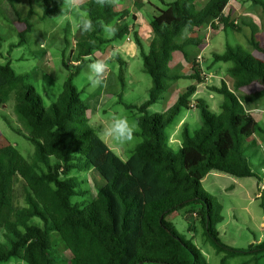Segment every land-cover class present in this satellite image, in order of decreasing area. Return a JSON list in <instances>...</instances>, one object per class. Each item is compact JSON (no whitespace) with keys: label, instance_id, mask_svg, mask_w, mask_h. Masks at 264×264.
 <instances>
[{"label":"trees","instance_id":"16d2710c","mask_svg":"<svg viewBox=\"0 0 264 264\" xmlns=\"http://www.w3.org/2000/svg\"><path fill=\"white\" fill-rule=\"evenodd\" d=\"M200 1H162L164 8H155L150 21L153 39L147 52L141 50L144 71L152 78L149 97L140 105L125 104L136 113L143 142L127 161L118 157L89 124L88 107L74 79L95 52L131 35L129 19L137 17L129 10L117 11L114 4L100 6L95 0L80 6L92 19L94 30L79 29L71 61L78 65L72 67L64 59L69 76L63 92L49 107L11 62L0 64V108L8 98H14V112L26 130L23 136L34 146L32 161L18 150L12 154L6 151L5 156L0 153V236L5 238L0 239V263L16 258L27 264H208L201 251L168 220L191 207L188 214L196 215L216 252L224 254L220 264L244 255H251L252 262L259 264L264 242L239 250L221 241L217 227L224 220L222 206L206 195L203 181L212 172L261 181L248 152L258 150L264 128L248 107L264 99V58L241 45H228L223 54L213 56L215 64H231L227 72L235 89L232 91L225 81L220 87L209 88L224 97L219 114L201 100L194 105L197 85L189 87L165 112L149 114L179 80L206 83L202 65L192 59L193 50L204 43L206 27L242 32L230 15H225L231 0H206L199 8ZM7 2L16 9L15 0ZM254 2L264 14V0ZM135 4L139 9L144 6ZM62 6L63 0H43L42 13L31 7L23 20L15 10L19 22L27 25L16 46L25 44L35 15L43 21L56 18ZM97 21L114 24V35L106 37ZM189 22L185 35L183 30ZM134 36L142 46L138 34ZM248 45L264 55V44L254 35ZM175 52H181L192 64L191 74H182L180 65L172 68ZM120 63L124 65L122 60ZM119 79L124 86L123 70ZM252 86L257 90L250 95L236 94ZM193 108L200 110L202 126L192 132L185 125L181 147L175 151L168 145L167 129L183 110ZM90 169L98 173L103 184L93 200L75 201L83 196L79 192L81 182L71 173ZM17 177L25 183L26 206L21 208L13 203ZM261 199L264 205V190ZM53 233L60 236L69 260L56 259Z\"/></svg>","mask_w":264,"mask_h":264},{"label":"rangeland","instance_id":"374dc122","mask_svg":"<svg viewBox=\"0 0 264 264\" xmlns=\"http://www.w3.org/2000/svg\"><path fill=\"white\" fill-rule=\"evenodd\" d=\"M90 0H77L78 7L69 13L70 19L59 20L57 18L40 20L35 15L31 20L32 31L26 34V42L19 45V34L26 29V24L19 22L16 12L21 20L26 19L31 7L37 14L43 11V0H15V10L11 8L7 0H0V64L11 62L12 67L18 74L26 78V82L32 85L42 99L43 105L49 107L63 92L64 83L68 79L69 72L64 66V59L72 67L78 64L72 62L74 59L72 51L75 49V38L79 31L77 24L82 16L88 14L80 9V6ZM147 0H116L114 4L117 11L129 10L137 12L139 9L135 4L145 5ZM162 1L153 0L158 7H163ZM206 0H201L198 7L201 8ZM149 7L144 9L148 11ZM149 12V11H148ZM225 15H230L233 22L241 27L242 32L237 33L231 29L213 30L206 27L202 36L204 46L202 49L193 50V59L203 54V69L207 76L206 84L198 85L194 79H181L174 84L173 90H169L158 103L149 109V114L162 113L173 106L178 97L189 87L198 86V92L193 98L196 102L201 100L215 114L221 113V105L224 97L209 88L222 84L225 81L228 87L234 91L233 80L228 75L227 69L230 63H214L215 54H223L228 45H241L257 56L264 58L252 50L248 41L253 35L264 44V14L260 5L254 0H231ZM129 21L133 23V18ZM134 30L131 32L132 46H128L126 38L105 45L102 50L95 52L90 57L79 75L74 79V84L79 91H82L81 99L88 107L89 124L93 126L98 135L108 147L123 161H127L135 148L143 142L139 135L140 128L135 134V139L126 144H117L108 137L101 135V131L109 122L113 114L127 117L132 123H137L136 113L127 109L125 104L140 105L149 97L152 87V78L144 71V63L141 50H149L148 43L142 46L137 45ZM138 33V32H137ZM111 37V36H110ZM129 47V48H128ZM206 58V59H205ZM120 60L126 65H121ZM93 61H102L107 65L104 73L99 77L101 83L93 86L89 82L88 65ZM124 63V62H123ZM122 68V69H121ZM174 68V67H172ZM189 74L192 65L183 68ZM123 70V82L119 79V72ZM213 73V74H212ZM215 75V76H214ZM214 76V77H213ZM205 77V76H204ZM257 90L256 86L245 88L236 92L238 96L250 95ZM196 103H194L195 105ZM15 101L13 97L7 99L6 104L0 108V153L12 154L18 150L28 161L33 160L34 146L23 136L25 128L19 122L14 112ZM250 113L264 128V99L257 104L248 107ZM188 127L193 132L202 126L200 110L193 108L183 110L173 125L167 129L168 136H173L172 142H168L171 149L177 151L180 148L181 131L179 124L185 119ZM263 142L264 136L259 137ZM264 150V148H263ZM253 170L263 180L264 163L261 158L263 154L257 151L248 152ZM6 164V163H5ZM71 177H76L81 182L79 192L83 196L75 198V201H91L96 197L97 188L103 184L98 173L90 169L84 172L73 171ZM257 178L236 179L226 174L217 172L210 173L203 181V188L207 196H211L222 206L223 222L217 227L220 239L226 245L243 250L250 245H257L264 242V205L261 195L262 184L257 187ZM264 185V180L262 181ZM258 195V196H257ZM25 183L19 177L15 179L13 191V203L16 208L26 206ZM188 209H182L170 217V223L174 225L177 232L186 240L192 242L202 253L203 259L208 264H220L224 254H218L214 247L204 235V229L195 215H189ZM40 223L39 220H36ZM5 241L4 236H0ZM56 259L69 260L68 252L57 233H53ZM20 259H11L12 264ZM0 264H9V262ZM254 264L251 255L237 256L227 264ZM27 264V263H26ZM259 264H264V257Z\"/></svg>","mask_w":264,"mask_h":264},{"label":"clouds","instance_id":"9594fccd","mask_svg":"<svg viewBox=\"0 0 264 264\" xmlns=\"http://www.w3.org/2000/svg\"><path fill=\"white\" fill-rule=\"evenodd\" d=\"M116 0H95V3L100 6L111 5ZM78 7L77 0H63V6L60 8V14L56 16L59 20L70 19L69 13ZM97 23L103 28L106 37L114 35L116 29L114 24L105 23L104 21H97ZM83 32H91L94 30L93 21L90 17L82 16L79 23L76 25ZM190 22L184 28V34L187 35ZM107 65L102 61H93L88 65L89 82L93 86H97L101 83L99 77L106 70ZM139 130L137 123H132L127 117L113 114L106 127L101 131V135L110 138L117 144H126L132 142L135 139V134ZM15 259V258H13ZM9 264H12L10 261ZM16 264H26V261L19 260Z\"/></svg>","mask_w":264,"mask_h":264},{"label":"crops","instance_id":"0c3cea01","mask_svg":"<svg viewBox=\"0 0 264 264\" xmlns=\"http://www.w3.org/2000/svg\"><path fill=\"white\" fill-rule=\"evenodd\" d=\"M168 2H170V1H168ZM149 7V9H148V11H144V9H146V8H148ZM155 8H162V7H158L157 5H155L154 3H153V0H147L146 1V4L141 8V9H138L137 10V12H131V15H135L137 18H136V20H134L133 21V23H131L130 21V28H131V31L132 30H134L137 34H138V36H139V39H140V41H142L143 43H148V45H150V43H151V41H152V39H153V33H152V29H151V27H150V21H151V17L154 15V13H155ZM211 28V27H210ZM131 37V36H130ZM132 46L130 43H128V46ZM204 46V43L198 48V49H196V53H197V50H199V49H202V47ZM129 48V47H128ZM195 53V52H194ZM193 59V58H192ZM195 59H196V57H195ZM206 59V58H205ZM124 63V65H126V62L125 61H123ZM178 65H180V66H182L183 68H188V66L189 65H192L191 63H189V62H187L186 60H185V58H184V56L182 55V53L181 52H175L174 54H173V58H172V61H171V66L172 67H176V66H178ZM202 68H203V63H202ZM203 70V75L205 76V78L207 79V76L208 75H206L205 73H204V69H202ZM190 71H191V69H190ZM182 74H184V75H189V74H191V72L189 73V74H187V73H185V70L183 69L182 70V72H181ZM213 74V73H212ZM215 76V75H214ZM213 76V77H214ZM204 84H206V83H204ZM201 85V84H200ZM203 85V84H202ZM174 86V85H173ZM173 86H172V88L170 89V90H173ZM216 87H220V85H216ZM197 92H198V86H197ZM196 92V93H197ZM196 95V94H195ZM194 95V96H195ZM194 96L192 97V102L193 103H195L194 101H193V98H194ZM185 119H182V121L180 122V124H179V126H180V128L183 130V127L185 126V125H188V123L186 122V117H184ZM255 118V117H254ZM172 139H173V136L171 135V136H169V142L171 143L172 142ZM179 142V144L181 145V143H182V131H181V141L179 140L178 141ZM181 147V146H180ZM263 142L260 140V139H258V144H257V149H258V151L259 152H261L262 154H263V157L261 158L263 161H261V163H264V150H263ZM261 172L263 173L264 172V168H263V170H261ZM263 180H264V177H263ZM262 179H261V181H259L258 183H257V187L258 186H260V184H262V190L264 189V185H263V183H262V181H263ZM258 196V195H257ZM189 209H188V212L189 211H191L192 210V208L191 207H188ZM175 214V213H174ZM174 214H172L171 216H173ZM171 216H169L168 217V220L170 221V217ZM195 217H196V215H195Z\"/></svg>","mask_w":264,"mask_h":264},{"label":"built area","instance_id":"2783aa9c","mask_svg":"<svg viewBox=\"0 0 264 264\" xmlns=\"http://www.w3.org/2000/svg\"><path fill=\"white\" fill-rule=\"evenodd\" d=\"M126 41H127L128 43H131V42H132V39H131L130 35L126 37ZM197 62H198L200 65H202V63H203V54H201V55H199V56L197 57Z\"/></svg>","mask_w":264,"mask_h":264}]
</instances>
